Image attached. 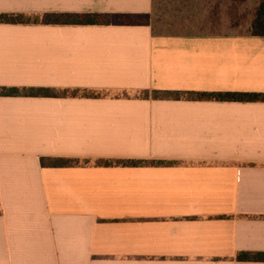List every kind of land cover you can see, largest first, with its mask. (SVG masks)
I'll use <instances>...</instances> for the list:
<instances>
[{"label":"crops","instance_id":"0c3cea01","mask_svg":"<svg viewBox=\"0 0 264 264\" xmlns=\"http://www.w3.org/2000/svg\"><path fill=\"white\" fill-rule=\"evenodd\" d=\"M260 1L0 0V264H264Z\"/></svg>","mask_w":264,"mask_h":264},{"label":"trees","instance_id":"16d2710c","mask_svg":"<svg viewBox=\"0 0 264 264\" xmlns=\"http://www.w3.org/2000/svg\"><path fill=\"white\" fill-rule=\"evenodd\" d=\"M104 21L102 15L99 14H52V15H35L26 16L24 14L0 13V23H54V24H94ZM250 33L254 36H264V0H261L255 9L254 19L250 26ZM58 96V92L49 88H28L20 90L17 87H0V95L16 96ZM65 96H80V97H98L99 92H93L86 89L65 90L61 93ZM174 98H180V93H167ZM147 95V94H144ZM190 98L200 100H218V101H262L264 102V93L260 92H200L188 93ZM79 159H56L52 166H76L79 165ZM142 162L139 161H105L102 162L104 166L122 165V166H136ZM42 165H44L42 161ZM240 259H256L263 258L264 254L259 255H240Z\"/></svg>","mask_w":264,"mask_h":264},{"label":"rangeland","instance_id":"374dc122","mask_svg":"<svg viewBox=\"0 0 264 264\" xmlns=\"http://www.w3.org/2000/svg\"><path fill=\"white\" fill-rule=\"evenodd\" d=\"M256 0H251L252 3H254ZM250 8L248 7L247 10H249ZM252 9V8H251Z\"/></svg>","mask_w":264,"mask_h":264}]
</instances>
